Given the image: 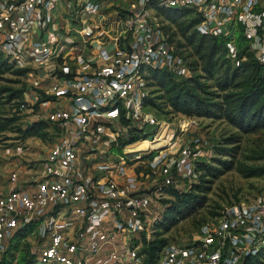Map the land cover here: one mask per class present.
Segmentation results:
<instances>
[{"label":"built area","instance_id":"obj_1","mask_svg":"<svg viewBox=\"0 0 264 264\" xmlns=\"http://www.w3.org/2000/svg\"><path fill=\"white\" fill-rule=\"evenodd\" d=\"M120 1L112 29L110 0H0V47L36 71L30 100L41 103L53 138L31 168L11 169L0 191V246L31 227L39 264H243L264 250V188L223 204L198 230L166 243L157 261L146 258L162 197L179 189L180 169L195 174L200 153L186 139L193 116L173 125L145 107L146 74H193L156 18L160 7L191 9L201 32L231 36L234 58L242 26L264 61V0ZM79 43L98 51L79 52Z\"/></svg>","mask_w":264,"mask_h":264},{"label":"trees","instance_id":"obj_2","mask_svg":"<svg viewBox=\"0 0 264 264\" xmlns=\"http://www.w3.org/2000/svg\"><path fill=\"white\" fill-rule=\"evenodd\" d=\"M167 11L175 12L174 15L168 12L172 24L175 26L181 24L186 31L200 21L199 15H196L191 9L158 8V13H166ZM163 27L167 31L165 26ZM167 32L170 40L173 41L170 32ZM230 38L231 36L225 34L212 35L203 32L202 34L192 32L188 40L190 44L195 46L198 58L190 60L189 57L193 53H185L184 50H181V47L179 51L192 68L193 74L184 77L176 75L168 69L156 68L149 70L146 79H154L165 91L156 96L148 95L144 100V104H148L149 109L157 115V106L160 107V104L155 98L157 96L164 97L173 104L175 109L184 110L185 114L190 116L225 117L241 133L263 129L264 61L256 56L255 50L243 32L242 26H239L234 35V41L238 47V54L235 59L230 56L229 46L226 44ZM220 47L223 49L221 54H219ZM220 57L223 59L219 60ZM243 57H246V59H242ZM231 60L239 62V64H234L235 68L232 72H230ZM224 62H227V66L217 78V83H209L208 79L219 74ZM6 65V59H3V52L0 51V70L5 69ZM247 69L250 72L244 74L242 70ZM150 71L152 72L150 73ZM14 96L15 93L11 92L10 97L13 98ZM46 128H48V121L43 120L31 123L28 129L46 139L50 136ZM240 140L241 135L236 134L227 136L224 141L219 143L211 141L214 155L211 157L200 156L196 159V164L200 166L199 169H204V173L201 174V183L192 184L187 190L177 189L174 186L167 190L173 197L163 199L167 203L163 212L164 218L157 223L158 230L156 229L154 232L155 236H152L151 239L146 238L144 251H146L147 259L151 262L157 261L160 249L169 242V238L162 235L165 230L181 218L187 217L203 207L208 199L207 195L202 192L203 187H208L202 186V181L206 180V171L212 173L217 171V168L213 165L215 160L223 165L222 169L231 168L233 160L224 158V156H236L238 147L236 143ZM261 169L263 170L264 167L258 171H251L250 174H260ZM196 189L197 191H195ZM222 207L223 205L219 203L214 212L218 213V209ZM31 230V227H22L15 232L9 240L8 246L1 251L0 264H38L35 254L32 252V243L27 240V235ZM263 253L264 250L260 251L259 254ZM260 255H257V257H260ZM253 257V255L246 256L243 264H251Z\"/></svg>","mask_w":264,"mask_h":264},{"label":"rangeland","instance_id":"obj_3","mask_svg":"<svg viewBox=\"0 0 264 264\" xmlns=\"http://www.w3.org/2000/svg\"><path fill=\"white\" fill-rule=\"evenodd\" d=\"M110 2L112 3L110 5L112 14L110 18L112 21V19L116 18L114 10L120 11L123 3L120 0H110ZM156 12L158 22L170 32L175 45L179 49L181 47V50H184L185 53H193L189 57L190 60L198 58L195 46L190 44L188 39L192 32L202 34L199 26L194 24L190 30L186 31L181 24L176 23V26L172 24L171 16L168 15V12H171L172 15L175 12ZM115 34L113 33V35ZM115 40L117 39L115 38ZM234 45H236L235 42ZM0 51L3 52V59H6L7 62L6 68L0 70V129L2 128L0 130V191H5L8 187V182H10L9 175L11 169L21 166H24L26 169L31 168V165H35L37 159L42 157L45 149L52 143L53 138L48 136V138L44 139V137L34 134V131L28 129L31 123L45 120V113H43L41 103H33L30 100V90L32 87L35 88V83H37V73L33 70V66L31 64L28 66L19 65L12 62L2 47H0ZM221 53H223V49L220 47L219 54ZM230 56L235 59L232 55ZM221 57L219 60L223 59ZM242 59H246V57ZM231 62L230 72L234 70V64H238L237 61L233 62L231 60ZM226 66L227 62H224L219 74L215 75L214 78L208 79V82L217 83V78ZM242 71L244 74L250 72L249 69ZM146 83L150 90L149 95L151 94V96L159 95L165 91L152 78L147 79ZM213 88L218 89L217 87ZM154 90L156 91L154 92ZM11 92L15 93L13 98L10 97ZM155 100L160 104V107L157 106L158 110L156 111L159 118L168 120L173 125L182 119V114L186 113L184 110L175 109L173 104L164 97L157 96ZM148 106V104H145V107L150 110V106ZM192 119L195 121V125L191 129L193 130L191 135H188L186 139L192 140V148L200 152L197 159L200 156L211 157L214 155L211 141L219 143L224 141L227 136L236 134L241 135V140L236 143L238 144L236 156H224V158L233 160L231 168L222 169L223 165L215 160L213 165L217 168V171L213 173L206 171V180L202 181V186L208 187H203L202 192L207 195V201L201 209L194 211L187 217L181 218L177 223L164 231L162 235L169 238V241L186 238L189 232L198 230L203 220L214 216V211L219 203L222 205L228 204L260 192L264 188V169H261L262 172L260 174H250L252 173L251 171H258L264 167V127L260 130L241 133L225 117L216 118L199 115L193 116ZM46 130L48 131V128ZM174 132L173 129H165L164 131L165 134L173 138L175 137ZM183 142L184 139L180 136L177 145ZM174 166L177 168L176 164ZM199 168L200 166L195 161V174L191 176L185 175L184 171L180 169L179 173L181 175L177 182L179 189H189L192 184L201 183V174L204 173V169ZM165 197L163 196L162 200ZM153 236H155V233ZM3 250L4 247L0 246V254ZM259 253L253 255L251 264H264V253L261 255ZM257 255H260V257H257Z\"/></svg>","mask_w":264,"mask_h":264},{"label":"crops","instance_id":"obj_4","mask_svg":"<svg viewBox=\"0 0 264 264\" xmlns=\"http://www.w3.org/2000/svg\"><path fill=\"white\" fill-rule=\"evenodd\" d=\"M113 21H112V24H111V28L113 29V28H115V25H116V20L115 19H112ZM101 38L99 37L98 38V40H100ZM94 44H95V42H94ZM77 49H78V51L80 52V51H94V52H96V51H98V48H96V46L94 45V46H88L87 44L86 45H83V44H81V43H79V44H77Z\"/></svg>","mask_w":264,"mask_h":264},{"label":"bare ground","instance_id":"obj_5","mask_svg":"<svg viewBox=\"0 0 264 264\" xmlns=\"http://www.w3.org/2000/svg\"><path fill=\"white\" fill-rule=\"evenodd\" d=\"M90 27H91V26H90ZM148 143H149V140H146V139L141 140V141L137 144V147L145 146V145L148 144ZM161 143H166V142H165V139H162V140H161Z\"/></svg>","mask_w":264,"mask_h":264},{"label":"water","instance_id":"obj_6","mask_svg":"<svg viewBox=\"0 0 264 264\" xmlns=\"http://www.w3.org/2000/svg\"><path fill=\"white\" fill-rule=\"evenodd\" d=\"M140 190H138V192H139ZM138 192H133V193H131L132 195H137L138 194Z\"/></svg>","mask_w":264,"mask_h":264}]
</instances>
